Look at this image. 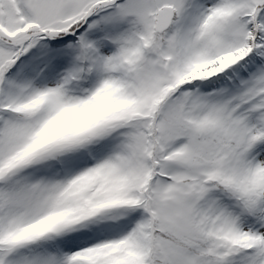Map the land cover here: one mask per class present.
Wrapping results in <instances>:
<instances>
[{
    "label": "snow or ice",
    "instance_id": "1",
    "mask_svg": "<svg viewBox=\"0 0 264 264\" xmlns=\"http://www.w3.org/2000/svg\"><path fill=\"white\" fill-rule=\"evenodd\" d=\"M0 264H264V0H0Z\"/></svg>",
    "mask_w": 264,
    "mask_h": 264
}]
</instances>
